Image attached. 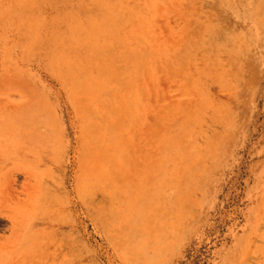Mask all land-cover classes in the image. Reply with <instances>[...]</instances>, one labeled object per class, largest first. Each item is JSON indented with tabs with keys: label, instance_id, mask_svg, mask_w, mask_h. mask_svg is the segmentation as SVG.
Here are the masks:
<instances>
[{
	"label": "rangeland",
	"instance_id": "374dc122",
	"mask_svg": "<svg viewBox=\"0 0 264 264\" xmlns=\"http://www.w3.org/2000/svg\"><path fill=\"white\" fill-rule=\"evenodd\" d=\"M6 98L60 149L12 263L264 264V0H0Z\"/></svg>",
	"mask_w": 264,
	"mask_h": 264
},
{
	"label": "bare ground",
	"instance_id": "6f19581e",
	"mask_svg": "<svg viewBox=\"0 0 264 264\" xmlns=\"http://www.w3.org/2000/svg\"><path fill=\"white\" fill-rule=\"evenodd\" d=\"M47 137L36 99H0V231L5 234L0 236V264H14L24 241L29 245L41 236L29 232L36 221L45 223L43 213L50 206L42 167L57 164L60 152L47 144Z\"/></svg>",
	"mask_w": 264,
	"mask_h": 264
}]
</instances>
